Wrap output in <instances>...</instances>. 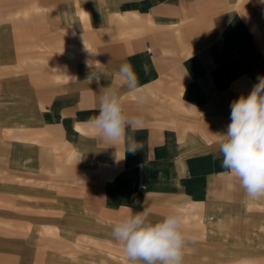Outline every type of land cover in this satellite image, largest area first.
Instances as JSON below:
<instances>
[{
	"label": "crops",
	"instance_id": "obj_1",
	"mask_svg": "<svg viewBox=\"0 0 264 264\" xmlns=\"http://www.w3.org/2000/svg\"><path fill=\"white\" fill-rule=\"evenodd\" d=\"M77 2L61 11L67 33L79 36V21L92 14L101 53L92 65H77L74 78L47 98L52 168L92 176L110 210H147L177 196L199 203L246 202L238 181L222 167L217 134L231 122V103L264 76V25L257 8L250 25L245 12L222 8L218 0H100L91 10ZM68 45L64 51L73 55L78 45ZM125 62L137 73L135 91L118 75ZM104 88L119 91L131 118L125 140L114 145L101 142L87 124L98 114ZM144 94L148 100L141 103ZM16 129L14 136L24 138L25 128ZM128 137L142 148L127 152ZM33 228L0 223L4 234L24 235ZM62 229L47 226L45 232Z\"/></svg>",
	"mask_w": 264,
	"mask_h": 264
},
{
	"label": "rangeland",
	"instance_id": "obj_2",
	"mask_svg": "<svg viewBox=\"0 0 264 264\" xmlns=\"http://www.w3.org/2000/svg\"><path fill=\"white\" fill-rule=\"evenodd\" d=\"M77 1L0 0V223L34 227L24 235L0 233V264H132L113 238L112 225L130 213L147 211L156 221L172 210L183 214L196 236L184 250L183 264H264V198L227 205L177 196L147 210H110L92 176L52 168L47 98L74 78L77 65H92L101 53L92 14L79 21V36L67 33L61 11ZM97 2L82 0V6ZM217 5L245 12L250 25L257 8L264 25V0ZM71 41L78 45L73 55L64 51ZM46 86L54 89L47 97ZM16 128H25L24 138L14 136ZM54 225L62 233L45 232Z\"/></svg>",
	"mask_w": 264,
	"mask_h": 264
},
{
	"label": "clouds",
	"instance_id": "obj_3",
	"mask_svg": "<svg viewBox=\"0 0 264 264\" xmlns=\"http://www.w3.org/2000/svg\"><path fill=\"white\" fill-rule=\"evenodd\" d=\"M118 75L129 90H137L138 76L132 64H121ZM138 99L144 103L148 96ZM97 109L98 114L89 119L88 127L103 143L124 141L131 118L119 91L104 88ZM230 120L226 132L217 134L222 167L229 170L227 174L238 181L249 198H264V76L258 78L248 95L231 103ZM128 140L127 152L142 148L131 137ZM111 234L132 264H183L185 248L196 240L187 229L183 214L176 210L156 221L149 218L147 211L130 213L115 221Z\"/></svg>",
	"mask_w": 264,
	"mask_h": 264
}]
</instances>
